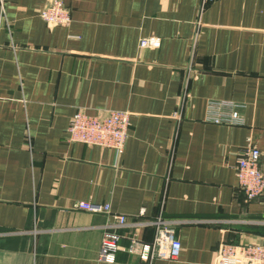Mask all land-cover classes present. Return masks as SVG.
Returning <instances> with one entry per match:
<instances>
[{"label":"crops","instance_id":"crops-1","mask_svg":"<svg viewBox=\"0 0 264 264\" xmlns=\"http://www.w3.org/2000/svg\"><path fill=\"white\" fill-rule=\"evenodd\" d=\"M65 1L72 21L51 26L50 0H0V264H145L99 260L111 217L78 200L172 223L181 254L155 264L264 243V194L249 200L236 168L249 138L264 168V0ZM79 108L131 112L120 156L68 140ZM136 229L153 240V225Z\"/></svg>","mask_w":264,"mask_h":264},{"label":"built area","instance_id":"built-area-1","mask_svg":"<svg viewBox=\"0 0 264 264\" xmlns=\"http://www.w3.org/2000/svg\"><path fill=\"white\" fill-rule=\"evenodd\" d=\"M40 16L49 24H69L72 12L65 0H50L41 8ZM160 36H146L139 41V47H159ZM225 104L224 101H211L210 106L216 110ZM215 122L239 123L237 114L231 118L220 115L212 116ZM131 125V112L122 109H109L91 114L79 108L67 126L68 140L80 141L89 145H99L112 148L120 156L126 148ZM249 144L236 166L239 186L244 190L249 200L257 199L264 194V168L261 166V150L249 138ZM75 208L95 213H106L111 221L104 225L99 260L114 262L117 252L124 250L137 254L145 264H155L157 259H177L182 251L181 239L176 234L172 223L158 217L146 219V210L142 208L135 220L112 209L109 202L78 200ZM153 225L155 235L151 242L140 239L137 226ZM126 229L125 231H121ZM127 238L129 243L122 242ZM211 264H264V243H230L222 241L215 251Z\"/></svg>","mask_w":264,"mask_h":264}]
</instances>
